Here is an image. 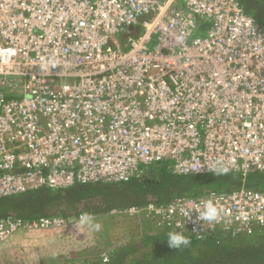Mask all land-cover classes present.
I'll use <instances>...</instances> for the list:
<instances>
[{"label":"built area","instance_id":"1","mask_svg":"<svg viewBox=\"0 0 264 264\" xmlns=\"http://www.w3.org/2000/svg\"><path fill=\"white\" fill-rule=\"evenodd\" d=\"M217 160L264 173V28L239 0H0V197L129 181L160 162L208 174ZM209 200L220 219L197 220ZM112 212L198 238L251 233L264 191ZM78 221L1 220L0 249Z\"/></svg>","mask_w":264,"mask_h":264},{"label":"trees","instance_id":"2","mask_svg":"<svg viewBox=\"0 0 264 264\" xmlns=\"http://www.w3.org/2000/svg\"><path fill=\"white\" fill-rule=\"evenodd\" d=\"M239 1L247 14L264 28V0ZM205 33V24H200L197 34ZM142 170L129 181L76 184L62 189L43 187L0 197V221L42 217H63L75 221L82 213L95 215L94 221L102 225L103 236L107 231L108 237L114 236L112 246L93 256L66 258L63 264H103L105 255L109 257L108 264H264V227L235 235L221 228L202 238L186 235L191 239L190 246L176 250L169 247L167 240L168 233L175 230L151 219L139 220V230H132V227L110 230L106 225L110 218L123 217L112 211L131 206L167 205L177 198H198L212 191L230 192L243 185L264 191V173L251 172L245 179L237 173L181 175L172 171L169 162H160ZM118 237L125 238L120 245ZM47 257L28 264H60L62 259ZM0 264L25 262L8 260Z\"/></svg>","mask_w":264,"mask_h":264},{"label":"rangeland","instance_id":"3","mask_svg":"<svg viewBox=\"0 0 264 264\" xmlns=\"http://www.w3.org/2000/svg\"><path fill=\"white\" fill-rule=\"evenodd\" d=\"M76 223L74 222L60 229L41 231L40 235H36V232H33L14 236L0 249V263L8 260L11 262L22 260L25 264H28L33 260H41L51 256L57 259L62 258L60 264H63V260L66 258L73 260L78 256H93L99 252L103 253L105 249L112 246L114 236L108 237V231L106 236H103L102 230L97 232L98 234H94V231L88 230L86 226L78 230L75 227ZM107 224L110 230H113L114 227L117 228L114 230L119 231L124 229V227L125 230H128L129 227H132V230L134 228L140 229V222L137 217L110 218L106 221ZM36 238H39V240H36ZM118 238H120V242H118V245H120L125 238ZM40 245L43 246L41 247ZM37 247L38 249H35Z\"/></svg>","mask_w":264,"mask_h":264},{"label":"clouds","instance_id":"4","mask_svg":"<svg viewBox=\"0 0 264 264\" xmlns=\"http://www.w3.org/2000/svg\"><path fill=\"white\" fill-rule=\"evenodd\" d=\"M42 67L46 68L47 66L44 65ZM208 170L214 173L215 175L220 176V175L228 174L230 168L227 167L222 160H217L213 164L212 168ZM195 210L198 212L197 220H201L203 222H213V221H218L220 219V209L211 200L203 204L202 211L200 208H195ZM85 226L87 227L88 230L94 232H99L102 228V225L98 222H95L94 216L90 213H82L79 217V221L75 224V227L78 230ZM176 227L180 228L181 226L179 223H177ZM167 240L169 247L176 250H180L181 248H186L191 244V239L187 237L182 231L169 232ZM108 260L109 257L105 255L103 257V264H108Z\"/></svg>","mask_w":264,"mask_h":264},{"label":"crops","instance_id":"5","mask_svg":"<svg viewBox=\"0 0 264 264\" xmlns=\"http://www.w3.org/2000/svg\"><path fill=\"white\" fill-rule=\"evenodd\" d=\"M40 233H41V232H36V235H40ZM36 240H39V238H36ZM32 241H34V240H32ZM37 244H38V242H37ZM43 245H45V244H43ZM43 245H40V246L42 247ZM35 249H38V247L35 248ZM33 261H36V260H33Z\"/></svg>","mask_w":264,"mask_h":264}]
</instances>
